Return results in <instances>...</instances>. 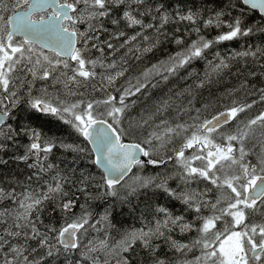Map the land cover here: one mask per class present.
I'll return each instance as SVG.
<instances>
[{"label": "trees", "instance_id": "16d2710c", "mask_svg": "<svg viewBox=\"0 0 264 264\" xmlns=\"http://www.w3.org/2000/svg\"><path fill=\"white\" fill-rule=\"evenodd\" d=\"M87 28L76 62L61 69L53 55L29 54L13 68L20 84L3 92L16 98L0 128V264H117L101 247L139 231L120 264L212 263L227 208L193 201L210 183L194 187L172 166L213 115L264 111V18L240 0H102ZM87 114L147 152L117 187L105 186L82 139L78 116ZM260 121L219 130L239 184L246 168L264 172ZM207 220L215 225L205 231ZM69 224L82 225L73 250L58 242Z\"/></svg>", "mask_w": 264, "mask_h": 264}, {"label": "rangeland", "instance_id": "374dc122", "mask_svg": "<svg viewBox=\"0 0 264 264\" xmlns=\"http://www.w3.org/2000/svg\"><path fill=\"white\" fill-rule=\"evenodd\" d=\"M20 0H4L0 3V30L4 29L8 24V17L16 9ZM88 6L84 8V16L90 22L91 19L96 18L102 7V0H88ZM86 19V20H87ZM80 31V45L81 48H86L88 45V28ZM81 29V28H80ZM34 47L23 43L21 40H15L10 44L9 48L5 51H0V111L7 107L8 100H14L15 90L11 88V91L6 94L8 86L16 85L15 81L18 77H13V69L16 64H22L29 61L30 55L35 54ZM46 55V54H44ZM77 57L73 60L76 62ZM54 67H66L65 63L55 59ZM75 64V69L78 74H83L82 62L72 63ZM25 65V64H23ZM53 67V68H54ZM67 68V67H66ZM56 71V69H55ZM12 72V73H11ZM12 76L8 85L7 76ZM9 76V77H10ZM57 79L62 78L61 76L56 77ZM20 79L17 84H20ZM3 106V107H2ZM91 115L78 116V121L81 127L84 126L85 122L91 120ZM264 119V111L258 109H250L241 111L239 115L235 116L232 131H236L241 128L244 124H251L253 122H260ZM222 131L212 132L210 134L197 136L191 140V142L185 147V152H177L175 154L176 164L172 167V172L181 174L191 179V184L194 187L201 183L199 178L205 179L210 183V187H200L193 190V194L190 193L192 200L197 202H205V207L214 211L218 206L224 205L226 208L229 206L237 207L240 204V197L242 190L246 189L244 183L235 182L234 178L231 177L232 172L229 168V162L232 156L230 149L232 147L217 146L216 144L221 143ZM231 155V156H230ZM195 177V179H194ZM246 180V179H245ZM197 181V182H196ZM244 181V180H243ZM178 182V181H177ZM199 182V183H198ZM179 183V182H178ZM196 184V185H195ZM202 185V183H201ZM207 189V190H206ZM209 190V191H208ZM31 207V203L24 204L22 211H26ZM233 219L227 218L221 220L220 230L222 238L217 242L215 247V259L209 264H262L264 257L260 260H252L250 258V241H246L244 235L240 231L227 232L228 225L233 223H239L241 214H233ZM233 220V221H232ZM215 225L214 221H205L203 228L204 230H210ZM237 226V225H236ZM145 235V231H139L137 233L128 234L123 239L115 242L112 245L101 247L104 255L109 258L115 259L117 264H120L125 252L126 247L134 239H140ZM94 249H97V245L94 243ZM252 260V261H251ZM258 260V261H257Z\"/></svg>", "mask_w": 264, "mask_h": 264}, {"label": "water", "instance_id": "95a60500", "mask_svg": "<svg viewBox=\"0 0 264 264\" xmlns=\"http://www.w3.org/2000/svg\"><path fill=\"white\" fill-rule=\"evenodd\" d=\"M248 9L264 18V0H240ZM52 9L54 14L41 22L31 20L34 14ZM72 8L59 6L58 0H30L28 9L17 10L8 18L9 32L5 44L15 36L23 42L32 44L45 52L55 54L58 58L70 61L77 47V35L62 28L64 20L71 18ZM42 114H49L52 109L39 105ZM233 110H223L210 117L201 127V133L224 128L234 119ZM8 115L0 112V127ZM81 136L88 145L93 164L102 173L108 188L121 184L132 172L135 165L144 162L146 152L142 145L124 142L117 131L104 120H90L81 130ZM264 196V176H257L253 185L245 192L246 203L258 202ZM82 225L69 224L60 230L58 242L61 248H76L77 234ZM257 250L252 253L255 257Z\"/></svg>", "mask_w": 264, "mask_h": 264}, {"label": "flooded vegetation", "instance_id": "af4514ba", "mask_svg": "<svg viewBox=\"0 0 264 264\" xmlns=\"http://www.w3.org/2000/svg\"><path fill=\"white\" fill-rule=\"evenodd\" d=\"M3 1L4 0H0V3H2ZM29 2H30V0H20V3L17 5L15 10H22V11L27 10L28 6H29ZM87 2H88V0H58L59 6L66 5V6L72 8V11L70 14L71 18L69 20H64L61 26L63 29L70 31V32H74L77 35L78 44L80 42L79 41L80 40V31L81 30L84 31L86 29L85 23L86 24L88 23V19L86 18V16H84V8H83L84 6H85V8L88 6ZM53 14H54L53 10L49 9V10L44 11L42 13L34 14L31 17V20L41 22L43 20L48 19ZM8 32H9V28H8V24H6L5 28L0 30V51L7 50L9 48L10 44L13 43L15 40H17V39L21 40L19 38L12 37L9 40V43L5 44ZM28 45H31V44H28ZM34 50L39 52V53L52 55L51 53H46V52H44L41 49H38L36 47H34ZM216 145L217 146H224V147L228 146V147H230L229 145H226V144L225 145L216 144ZM230 151H232V150L230 149ZM253 171L254 170L249 169V168H246V170L244 171L245 177H244L243 183H244V186L246 189L242 190V195L240 197V204L237 207L229 206L226 210H227V213H228L230 219H233L231 217L233 214H241L240 219H242V223L239 222L236 224V223L231 222L228 225V230H229L228 232H230V231L231 232H233V231L242 232L244 237H245L244 239L246 241H250V243L252 242L250 244V249H251V247H253V250L250 252V258L252 260H256V259H259V258L261 259L262 257H264V223H262V219L264 217V196L258 202L246 203L245 192L250 189V187L253 185L255 178L257 176H264V172L263 173L262 172L254 173ZM254 174H256V175H254ZM253 218L258 220V224L247 223L248 221H250V219H253ZM244 219H247V222L243 223ZM255 219H253V220H255ZM254 249L257 250L256 257H252V253L255 251ZM262 264H264V262Z\"/></svg>", "mask_w": 264, "mask_h": 264}, {"label": "bare ground", "instance_id": "6f19581e", "mask_svg": "<svg viewBox=\"0 0 264 264\" xmlns=\"http://www.w3.org/2000/svg\"><path fill=\"white\" fill-rule=\"evenodd\" d=\"M107 1V0H106ZM93 23V22H92ZM86 26V25H85ZM89 26V25H88ZM128 29V28H127ZM90 31V30H89ZM132 34V33H131ZM89 46V45H88ZM80 48V47H79ZM85 48V47H84ZM86 51V50H85ZM83 53V52H82ZM23 68V67H22ZM29 68V67H28ZM45 68V66H44ZM63 68V67H62ZM61 68V69H62ZM13 69V68H12ZM42 69V68H41ZM55 72V71H54ZM12 73V72H11ZM17 74V73H16ZM31 74V73H30ZM47 74V73H46ZM36 75V74H35ZM10 76V75H9ZM44 76V75H43ZM72 76V75H71ZM16 77V76H15ZM9 78V77H8ZM75 78V77H74ZM6 91V90H5ZM8 93V92H7ZM4 94V93H3ZM44 103V102H43ZM3 107V106H2ZM233 142V141H232ZM179 152V151H178ZM243 152V151H242ZM148 157V156H147ZM177 162V161H176ZM172 166V165H171ZM173 167V166H172ZM199 183V182H198ZM201 184V183H200ZM196 185V184H195ZM197 187V186H196ZM202 187V186H201ZM203 189V188H202ZM174 192V191H173ZM179 196V195H178ZM189 214V213H188Z\"/></svg>", "mask_w": 264, "mask_h": 264}]
</instances>
